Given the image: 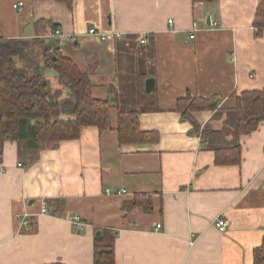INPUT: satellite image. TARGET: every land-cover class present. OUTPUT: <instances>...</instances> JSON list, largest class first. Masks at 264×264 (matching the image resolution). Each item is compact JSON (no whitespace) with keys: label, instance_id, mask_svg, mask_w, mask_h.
Masks as SVG:
<instances>
[{"label":"crops","instance_id":"obj_1","mask_svg":"<svg viewBox=\"0 0 264 264\" xmlns=\"http://www.w3.org/2000/svg\"><path fill=\"white\" fill-rule=\"evenodd\" d=\"M258 3L0 0V37H45L56 24L61 34L48 45L90 76L94 97L119 94L138 71L153 78L157 110L139 114L138 125L159 135L119 145L114 128L85 126L76 139L36 149L5 141L0 264H93L104 229L115 233L114 264H253L264 236V120L239 136L226 122L237 95L264 88ZM91 27L119 36L102 40ZM185 95L215 105L192 113L198 130L175 109ZM205 124L212 134L202 135ZM235 142L239 163L216 164L214 149ZM23 211L31 214L26 225L16 218ZM221 214L229 221L223 232L214 225Z\"/></svg>","mask_w":264,"mask_h":264},{"label":"trees","instance_id":"obj_2","mask_svg":"<svg viewBox=\"0 0 264 264\" xmlns=\"http://www.w3.org/2000/svg\"><path fill=\"white\" fill-rule=\"evenodd\" d=\"M253 26L258 33L264 30V0H259ZM55 29L57 25L51 24V31ZM43 40L39 36L0 37V154L5 141H22L28 148L36 149L41 144L76 139L85 126H96L99 131L114 128L119 145L157 141L156 131H142L138 125L139 114L157 110L155 88L149 92L144 89L146 73L138 71L127 79L124 89L134 106L121 108L123 101L117 90L110 88L105 99L94 97L90 76L57 48L44 45ZM46 69L53 70L67 89L64 97L51 91L44 75ZM214 106L208 99L185 95L176 100L175 109L198 130L192 113ZM112 109L116 110L114 127ZM228 112L236 136L252 132L264 120V88L242 91ZM201 133L207 136L212 130L205 124ZM214 161L239 163L240 145L235 142L216 147ZM114 234L109 229L101 231L94 244L93 264H114ZM253 264H264V236L254 249Z\"/></svg>","mask_w":264,"mask_h":264},{"label":"built area","instance_id":"obj_3","mask_svg":"<svg viewBox=\"0 0 264 264\" xmlns=\"http://www.w3.org/2000/svg\"><path fill=\"white\" fill-rule=\"evenodd\" d=\"M13 8L14 9H21V7H23V2H16V3H14L13 5ZM172 23H173V20L172 19H168L167 20V24H168V26H171L172 25ZM196 26V24L195 23H193V27H195ZM88 33H90V34H95V35H98V36H100V38L102 39V40H106V39H108L110 36H112V37H118L119 36V34L117 33V32H110V33H100V32H98L95 28H93V27H91V28H89L88 29ZM61 34V31L57 28V29H55L54 31H51L50 33H49V35H47V36H45V37H43L44 39H49V38H52V37H58L59 35ZM69 37L71 38L72 36L71 35H69ZM190 37L191 38H193L194 37V33H192V34H190ZM146 41V38L145 37H142L141 39H140V42L141 43H143V42H145ZM2 170L0 169V172H1ZM46 211V208L45 207H43L42 209H41V212L42 213H44ZM31 216V214L28 212V211H23V212H21V213H17L16 214V218L18 219V221L20 222V224L21 225H26V224H28V221H29V217ZM72 223H74L76 226H82V222H81V220H80V218H78V217H74L73 219H72ZM228 224H229V221H228V219L226 218V216L225 215H223V214H221V215H219L216 219H215V221H214V225H215V227L219 230V231H225L226 229H227V227H228ZM161 227V224H156V228L157 229H159Z\"/></svg>","mask_w":264,"mask_h":264},{"label":"rangeland","instance_id":"obj_4","mask_svg":"<svg viewBox=\"0 0 264 264\" xmlns=\"http://www.w3.org/2000/svg\"><path fill=\"white\" fill-rule=\"evenodd\" d=\"M43 42H44V45L49 47L48 43H50V42L47 39L46 40L44 39ZM44 75H45V78L48 81V84H49V87H50L51 91L52 92H57L59 98L64 97L66 95V93H67V89L58 80V78L56 76V73L53 70L46 69L44 71ZM119 95L121 96V99L123 101V102H120V107L121 108L127 109V108H131V107L134 106V102L132 101L131 98H129L127 96V92L124 89V87L120 88ZM226 123H227L226 124L227 128H231V127L233 128V124H232V121H231L230 117H229V119H228V121Z\"/></svg>","mask_w":264,"mask_h":264},{"label":"water","instance_id":"obj_5","mask_svg":"<svg viewBox=\"0 0 264 264\" xmlns=\"http://www.w3.org/2000/svg\"><path fill=\"white\" fill-rule=\"evenodd\" d=\"M154 88V79L151 77H148L144 81V89L146 92L151 91ZM97 238L100 236V232H97L95 235Z\"/></svg>","mask_w":264,"mask_h":264}]
</instances>
